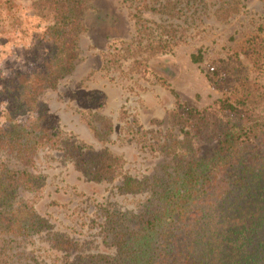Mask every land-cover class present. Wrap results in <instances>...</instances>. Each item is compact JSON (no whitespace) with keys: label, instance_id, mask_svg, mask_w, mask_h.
Listing matches in <instances>:
<instances>
[{"label":"rangeland","instance_id":"obj_1","mask_svg":"<svg viewBox=\"0 0 264 264\" xmlns=\"http://www.w3.org/2000/svg\"><path fill=\"white\" fill-rule=\"evenodd\" d=\"M11 1L0 0L2 76L38 63L34 36L45 30L28 3ZM89 1L74 69L40 96V109L83 152L119 157L120 175L90 180L56 149L38 150L28 166L0 153V165L41 176V187L19 191L12 207L47 225L29 236L0 235V264H89L91 256L115 255L110 223L133 227L159 206L166 147L184 140L172 91L208 116L205 133L184 144L191 153L209 147L226 121L218 101L244 100L264 115V0ZM198 53L202 60L193 63ZM124 177L140 182L143 193L120 192Z\"/></svg>","mask_w":264,"mask_h":264},{"label":"trees","instance_id":"obj_2","mask_svg":"<svg viewBox=\"0 0 264 264\" xmlns=\"http://www.w3.org/2000/svg\"><path fill=\"white\" fill-rule=\"evenodd\" d=\"M23 1L49 26L34 36L35 45H41L37 64L27 62L6 76L0 70V103L7 102L6 110L0 107V122L7 114L0 123V153L28 166L38 150L56 149L90 180L113 181L120 175V158L108 151L83 152L84 146L62 136L39 101L73 71L82 16L94 7L89 0ZM201 60L200 53L191 55L193 63ZM172 94L173 120L184 124V140L166 147L168 172L160 204L139 214L133 227L110 220L115 255L91 256L89 264H264V115L244 100L218 101L217 110L227 119L218 125L215 141L192 154L184 144L205 133L208 116ZM31 114L36 117L26 119ZM40 177L0 165V235L29 236L47 227L45 220L12 207L19 191L41 187ZM143 188L124 177L119 190L135 195Z\"/></svg>","mask_w":264,"mask_h":264},{"label":"clouds","instance_id":"obj_3","mask_svg":"<svg viewBox=\"0 0 264 264\" xmlns=\"http://www.w3.org/2000/svg\"><path fill=\"white\" fill-rule=\"evenodd\" d=\"M53 23H54V21H53ZM48 26H49L48 23L45 22V23H44V28L46 29ZM29 47L31 48V47H33V45L30 44ZM2 88H3V87L0 86V90H2ZM0 107L4 108V109L6 110V108H7V102L5 101V102H3V103H0ZM0 123H2V122H0Z\"/></svg>","mask_w":264,"mask_h":264}]
</instances>
